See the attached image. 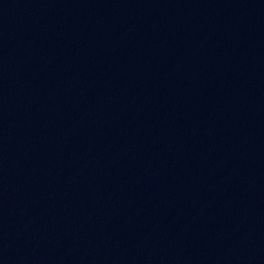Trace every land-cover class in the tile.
<instances>
[{
	"label": "water",
	"instance_id": "1",
	"mask_svg": "<svg viewBox=\"0 0 264 264\" xmlns=\"http://www.w3.org/2000/svg\"><path fill=\"white\" fill-rule=\"evenodd\" d=\"M0 264H264V0H0Z\"/></svg>",
	"mask_w": 264,
	"mask_h": 264
}]
</instances>
